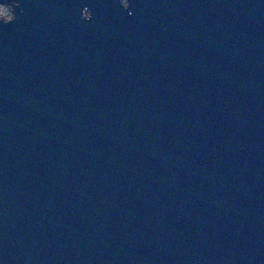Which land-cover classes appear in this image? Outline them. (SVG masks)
<instances>
[{
	"label": "water",
	"instance_id": "1",
	"mask_svg": "<svg viewBox=\"0 0 264 264\" xmlns=\"http://www.w3.org/2000/svg\"><path fill=\"white\" fill-rule=\"evenodd\" d=\"M0 5V264H264V0Z\"/></svg>",
	"mask_w": 264,
	"mask_h": 264
},
{
	"label": "rangeland",
	"instance_id": "2",
	"mask_svg": "<svg viewBox=\"0 0 264 264\" xmlns=\"http://www.w3.org/2000/svg\"><path fill=\"white\" fill-rule=\"evenodd\" d=\"M12 17L11 9L0 5V18L10 19Z\"/></svg>",
	"mask_w": 264,
	"mask_h": 264
}]
</instances>
